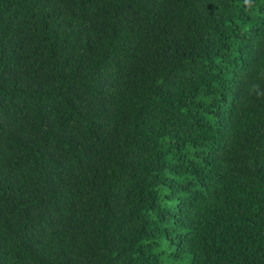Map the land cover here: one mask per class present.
Wrapping results in <instances>:
<instances>
[{
	"label": "trees",
	"instance_id": "16d2710c",
	"mask_svg": "<svg viewBox=\"0 0 264 264\" xmlns=\"http://www.w3.org/2000/svg\"><path fill=\"white\" fill-rule=\"evenodd\" d=\"M0 264H264V0H0Z\"/></svg>",
	"mask_w": 264,
	"mask_h": 264
}]
</instances>
